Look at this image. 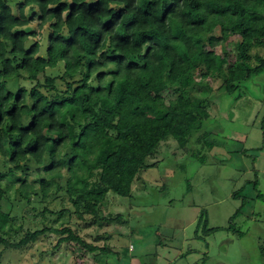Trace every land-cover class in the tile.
Listing matches in <instances>:
<instances>
[{
    "label": "trees",
    "instance_id": "1",
    "mask_svg": "<svg viewBox=\"0 0 264 264\" xmlns=\"http://www.w3.org/2000/svg\"><path fill=\"white\" fill-rule=\"evenodd\" d=\"M263 71L264 0H0V254L49 232L53 251L112 253L71 216L116 222L102 215L107 195L132 196L170 139L213 146L209 96L239 99Z\"/></svg>",
    "mask_w": 264,
    "mask_h": 264
},
{
    "label": "rangeland",
    "instance_id": "2",
    "mask_svg": "<svg viewBox=\"0 0 264 264\" xmlns=\"http://www.w3.org/2000/svg\"><path fill=\"white\" fill-rule=\"evenodd\" d=\"M225 48L234 52L228 40ZM205 81L213 89L221 82L218 72ZM242 88L239 99L236 92L209 96L211 114L202 130L213 146L188 143L178 149L170 139L154 155L156 165L140 171L132 196L107 195L102 215L120 214L112 225L71 216V226L88 242L102 246L96 236L107 235L112 253L72 252L64 243L53 251L60 237L54 232L26 248L6 250L19 264H264V71ZM242 188L239 197L232 196ZM1 208L8 211L9 201L2 199Z\"/></svg>",
    "mask_w": 264,
    "mask_h": 264
},
{
    "label": "clouds",
    "instance_id": "3",
    "mask_svg": "<svg viewBox=\"0 0 264 264\" xmlns=\"http://www.w3.org/2000/svg\"><path fill=\"white\" fill-rule=\"evenodd\" d=\"M69 2H71V0H69ZM30 7H35V5H30ZM14 8H13V12H14ZM25 12L28 11V8H25L24 9ZM52 17L49 16V19H51ZM13 28L16 27V25H12ZM94 30H98V29H94ZM118 31V29H117ZM24 47H27L28 46V43L25 42L23 44ZM22 55V53H21ZM40 55H44V52H43V48H41V52H40ZM109 67H112V65H108ZM20 83H23V81H20ZM89 83L91 84H94L95 81L92 80V81H89ZM17 175H19V173H16ZM4 251V257L2 259H0V264H19V260H18V257L14 254V252L12 251H9V250H3Z\"/></svg>",
    "mask_w": 264,
    "mask_h": 264
}]
</instances>
